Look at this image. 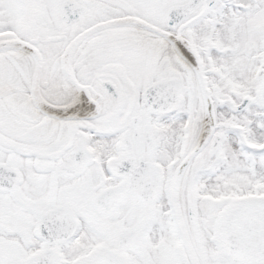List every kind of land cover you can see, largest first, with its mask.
I'll list each match as a JSON object with an SVG mask.
<instances>
[{
    "label": "snow or ice",
    "instance_id": "obj_1",
    "mask_svg": "<svg viewBox=\"0 0 264 264\" xmlns=\"http://www.w3.org/2000/svg\"><path fill=\"white\" fill-rule=\"evenodd\" d=\"M0 264H264V0H0Z\"/></svg>",
    "mask_w": 264,
    "mask_h": 264
}]
</instances>
